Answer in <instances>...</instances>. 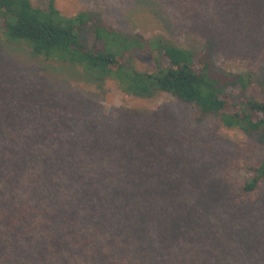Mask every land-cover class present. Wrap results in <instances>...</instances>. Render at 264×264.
<instances>
[{
  "label": "trees",
  "instance_id": "trees-1",
  "mask_svg": "<svg viewBox=\"0 0 264 264\" xmlns=\"http://www.w3.org/2000/svg\"><path fill=\"white\" fill-rule=\"evenodd\" d=\"M158 2L199 36L226 29L248 37L243 25L264 21V0ZM0 29L8 44L81 68L88 82L111 77L145 98L168 93L196 107L199 120L217 114L227 128L264 132V99L232 94L253 74L218 71L210 50L123 34L88 12L64 16L55 0L46 9L0 0ZM137 55H154V69L137 70ZM11 90H0V264H264V231L248 220L237 226L234 213L257 199L264 160L247 167L227 218L202 200L182 141L161 126L131 119L101 130L77 123L59 97L25 92L15 101Z\"/></svg>",
  "mask_w": 264,
  "mask_h": 264
},
{
  "label": "rangeland",
  "instance_id": "rangeland-1",
  "mask_svg": "<svg viewBox=\"0 0 264 264\" xmlns=\"http://www.w3.org/2000/svg\"><path fill=\"white\" fill-rule=\"evenodd\" d=\"M31 1L43 9L50 2ZM55 4L64 16L88 12L123 34L145 39L161 36L197 53L210 50L218 71L253 74L252 84L245 92L240 88L232 91L236 99H264V21L255 27L243 25L248 37H237L234 32L230 35L226 29L207 37L179 27L174 12L158 0H55ZM82 38L89 45L94 42L90 28L83 31ZM134 65L139 71H152L154 55H137ZM81 70L35 56L26 45L8 44L0 29V90L12 87L10 96L15 101L25 92L31 96L59 97L66 103L68 112L80 115L77 123L90 122L101 130L126 127L131 119L150 123L156 129L161 126L165 134L182 141L189 157L188 167L203 182L198 192L202 200L221 206L227 218L231 215L225 206L231 195L235 198L238 194L247 178V167L264 160V132L227 128L217 114L199 120L196 107L168 93L159 92L151 98L128 95L115 79L106 77L88 82ZM234 211L237 226L248 220V225L264 231V183L253 203L243 204Z\"/></svg>",
  "mask_w": 264,
  "mask_h": 264
}]
</instances>
